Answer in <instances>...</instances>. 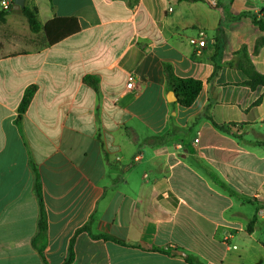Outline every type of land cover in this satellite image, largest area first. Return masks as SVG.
<instances>
[{
    "label": "crops",
    "instance_id": "0c3cea01",
    "mask_svg": "<svg viewBox=\"0 0 264 264\" xmlns=\"http://www.w3.org/2000/svg\"><path fill=\"white\" fill-rule=\"evenodd\" d=\"M31 1L57 34L79 31L49 46L13 8L0 25V264H63L73 238L71 264H264V86L235 54L264 73V31L239 17L264 0ZM164 62L203 81L191 107L168 101Z\"/></svg>",
    "mask_w": 264,
    "mask_h": 264
},
{
    "label": "trees",
    "instance_id": "16d2710c",
    "mask_svg": "<svg viewBox=\"0 0 264 264\" xmlns=\"http://www.w3.org/2000/svg\"><path fill=\"white\" fill-rule=\"evenodd\" d=\"M11 4L8 9L1 8L0 9V25L5 24L7 20V15L10 10L13 8V0H10ZM180 1H197V0H180ZM22 14L26 17L27 22L29 24V28L33 33H40L44 32L47 39V45H53L65 37L76 33L79 31V27L76 29L73 28L72 32H69L65 35L57 34L53 29L50 27V24L43 25L40 18H39V12L37 6L32 2L31 0H26L25 7L21 9ZM246 16L251 18L253 23L257 25L262 31H264V16H259L256 13L252 12H243L240 14L239 17ZM73 23L77 24L76 19H71ZM221 31L219 30V34ZM224 40H220V37H217V44H216V50L215 54L213 56V61L215 63V67H218L217 62L222 58L223 56V48H224ZM264 46V34L261 36L255 44V52L258 53L260 48ZM238 55V60L236 63L237 69L241 70L246 76L247 81L246 85H248L251 89L256 90L259 87L264 86V73H260L257 71L253 63L251 62V59L249 57V54L247 52V48L244 46L240 51L235 53ZM164 73L167 80V87L169 91L174 92L176 96V102L184 107L189 108L191 107L195 101L197 100L199 94L201 93L203 89V81L195 78H182L176 75L173 66L168 63H163ZM84 83L92 87L97 93L99 92V79L93 76H85L84 77ZM37 92V86L31 85L27 87V89L24 92V96L21 100V103L18 107L19 117H21L28 109L29 105L31 104V101ZM260 102V99L257 101V104ZM212 102H210L204 112V117L210 120L216 127L222 128L218 124L215 123L213 118L209 115L210 108L212 107ZM35 190L37 197L39 199L40 203V219H39V233L37 237L33 240V245L39 250L40 253L43 252V245L41 244L42 239H44L46 231H47V217L46 212L44 209L43 204V198H42V188L41 183L39 179L36 180ZM254 222L251 223L253 225ZM88 229V225L84 226L83 228L79 229L77 231V234L81 231H86ZM249 231H252V228H250ZM98 238V237H97ZM105 240H112L114 242L124 244L121 241L114 240L107 236H102ZM74 242L75 238H73L70 242V248H69V255L64 261L63 264H71L74 260ZM155 251H159L161 253L170 255L169 250H164L161 248L154 249ZM182 256L184 257L185 261L188 264H203L201 261H199V258L192 255L182 252Z\"/></svg>",
    "mask_w": 264,
    "mask_h": 264
},
{
    "label": "built area",
    "instance_id": "2783aa9c",
    "mask_svg": "<svg viewBox=\"0 0 264 264\" xmlns=\"http://www.w3.org/2000/svg\"><path fill=\"white\" fill-rule=\"evenodd\" d=\"M210 6L214 7V8H217L220 3H221V0H205ZM2 3V7L4 9H8L10 4H11V1L10 0H2L1 1ZM200 36L201 37H204V32H200ZM192 42L194 43L195 41L192 40ZM199 46L203 47L205 46V40H200L199 41ZM127 88L128 89H133V81H129L128 84H127Z\"/></svg>",
    "mask_w": 264,
    "mask_h": 264
},
{
    "label": "water",
    "instance_id": "95a60500",
    "mask_svg": "<svg viewBox=\"0 0 264 264\" xmlns=\"http://www.w3.org/2000/svg\"><path fill=\"white\" fill-rule=\"evenodd\" d=\"M25 3H26V0H13V9L21 10L22 8L25 7ZM167 99L170 102H176V100H177L174 92H172V91H170L168 93ZM172 254L178 255V254H180V251L179 250H174V251H172Z\"/></svg>",
    "mask_w": 264,
    "mask_h": 264
},
{
    "label": "rangeland",
    "instance_id": "374dc122",
    "mask_svg": "<svg viewBox=\"0 0 264 264\" xmlns=\"http://www.w3.org/2000/svg\"><path fill=\"white\" fill-rule=\"evenodd\" d=\"M252 1H253V2H256L258 5H261L259 0H252ZM263 6H264V5H263Z\"/></svg>",
    "mask_w": 264,
    "mask_h": 264
}]
</instances>
